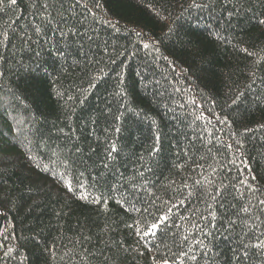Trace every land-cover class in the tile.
<instances>
[{
    "label": "trees",
    "instance_id": "trees-1",
    "mask_svg": "<svg viewBox=\"0 0 264 264\" xmlns=\"http://www.w3.org/2000/svg\"><path fill=\"white\" fill-rule=\"evenodd\" d=\"M0 264H264V0H0Z\"/></svg>",
    "mask_w": 264,
    "mask_h": 264
},
{
    "label": "snow or ice",
    "instance_id": "snow-or-ice-1",
    "mask_svg": "<svg viewBox=\"0 0 264 264\" xmlns=\"http://www.w3.org/2000/svg\"><path fill=\"white\" fill-rule=\"evenodd\" d=\"M12 2H13V3H15V0H12ZM155 227H156V226H155V225H153V228H155Z\"/></svg>",
    "mask_w": 264,
    "mask_h": 264
}]
</instances>
